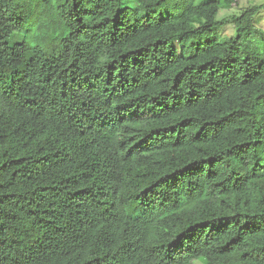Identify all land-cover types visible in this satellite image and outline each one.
Instances as JSON below:
<instances>
[{"label":"trees","instance_id":"trees-1","mask_svg":"<svg viewBox=\"0 0 264 264\" xmlns=\"http://www.w3.org/2000/svg\"><path fill=\"white\" fill-rule=\"evenodd\" d=\"M238 5L0 0V264H264V2L210 37Z\"/></svg>","mask_w":264,"mask_h":264},{"label":"rangeland","instance_id":"rangeland-1","mask_svg":"<svg viewBox=\"0 0 264 264\" xmlns=\"http://www.w3.org/2000/svg\"><path fill=\"white\" fill-rule=\"evenodd\" d=\"M204 1H214V0H199V2H204ZM264 0H239V5L237 7H231V8H221L217 14V18L220 20H223L224 23L222 26L215 27L212 29L211 36L212 38H221V37H228V36H234L235 31L233 25L229 22L230 17L232 15L239 14L240 11L247 5H252V4H260L263 3ZM264 14V11L262 12ZM259 17L256 16L255 22L261 23L262 25L264 24V17L261 16L260 20H258ZM23 31L22 32H14L11 34L8 39H7V44L9 47L13 46L15 43L21 42L23 40ZM197 42V41H195ZM195 264H202L199 261H196Z\"/></svg>","mask_w":264,"mask_h":264}]
</instances>
